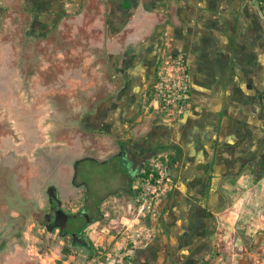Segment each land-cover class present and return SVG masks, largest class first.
Listing matches in <instances>:
<instances>
[{
	"label": "crops",
	"instance_id": "0c3cea01",
	"mask_svg": "<svg viewBox=\"0 0 264 264\" xmlns=\"http://www.w3.org/2000/svg\"><path fill=\"white\" fill-rule=\"evenodd\" d=\"M227 1L1 0L0 72L16 66L15 87L24 90L19 98L33 97L34 111H21L18 121L36 150L59 145L73 154L89 139L103 158L130 137L158 136L169 144L167 155L175 151L179 161L177 184L156 212L172 232L171 244L181 214L189 218L207 204L214 219L205 263L224 243L230 264H255L264 249V171L258 164L264 156V82L259 62L251 69L246 63L259 61L262 52L256 40L231 58L218 47L215 29ZM234 3L244 24L248 0ZM161 41L188 64L189 104L175 120L149 107L165 52ZM25 44L33 55L22 53ZM30 57L37 61L28 71ZM64 111L73 117L66 120ZM126 149L130 160L137 159L133 146ZM140 170L126 162L121 173L112 171L129 186ZM67 178L59 173L57 184L66 186ZM87 200L94 199L88 194ZM134 254L143 259L135 264L149 263L147 246Z\"/></svg>",
	"mask_w": 264,
	"mask_h": 264
},
{
	"label": "rangeland",
	"instance_id": "374dc122",
	"mask_svg": "<svg viewBox=\"0 0 264 264\" xmlns=\"http://www.w3.org/2000/svg\"><path fill=\"white\" fill-rule=\"evenodd\" d=\"M21 50L26 56L34 52L28 44L22 45ZM1 56L0 51V70ZM35 61L30 57L28 71L35 69ZM10 70L9 74L0 72V166L4 163L0 167V264H130L135 251L148 242L150 229L156 225V213L137 215L128 180L112 171L122 172L119 158H100L93 148L95 141L86 139L80 152L73 154L60 150L64 147L59 145L32 148L34 140L23 136L18 115L23 110L34 111L33 97L19 98L24 90L17 89L14 81L20 82V77L16 66ZM7 83L11 89L5 87ZM65 115L66 120L73 117L70 111ZM68 149L73 148H65ZM58 172L63 180L68 177L64 187L57 184ZM50 186L56 189L67 213L80 209L88 194L98 203L96 211L86 210L96 219L91 221L87 215L84 239L90 250L72 247L68 237L61 238L42 224L41 214L49 206ZM75 224H84L83 218L79 216ZM224 251L222 243L216 257L204 264H230ZM255 264H264V249Z\"/></svg>",
	"mask_w": 264,
	"mask_h": 264
},
{
	"label": "flooded vegetation",
	"instance_id": "af4514ba",
	"mask_svg": "<svg viewBox=\"0 0 264 264\" xmlns=\"http://www.w3.org/2000/svg\"><path fill=\"white\" fill-rule=\"evenodd\" d=\"M247 6L248 14L243 24L240 21V9L236 7L234 0L226 2L223 9V16L220 18L219 24L215 29L219 32L222 39L218 47H221V50L231 58V55L236 57L241 50L246 51L251 48L256 40V45L262 52L261 59L259 61L258 58L249 59L246 66L248 69H251L254 63L259 62L258 69L262 73V81L264 82V16L260 12L261 8L257 0H248ZM210 29L213 30L212 24H210ZM254 34H257V36ZM167 46V41L160 42V48L162 47L161 49L165 50V52H167ZM261 98L264 99V93L261 94ZM152 137H150V140L142 136L130 137L126 141L120 140L119 147L121 150L113 154V157L119 158L120 168L126 162H131L132 167L139 165L141 168H144L160 155L166 156L170 145L162 142L158 136L157 138L153 137V140H151ZM262 141V147L264 149V128ZM127 146H133L136 149L137 159L130 160L126 156ZM162 157L157 161L163 164ZM258 164L260 168L259 172L262 173L264 171L263 155L258 159ZM175 187L176 185L170 192ZM48 193L49 206L41 214L42 224L49 231H56L59 237H68L72 247L79 246L88 249L89 245L84 239L85 227L83 224H75V221L80 216L83 218V222H87L84 215L88 208L91 209V206L92 208L94 207L95 200L88 201L86 196L80 209L76 212L67 213L61 208V203L57 199L54 189L49 188ZM168 194L163 197H166ZM158 202L153 209L156 217L158 216L156 212L158 211ZM213 219L211 208L207 204L202 213L194 212L192 216L185 219L183 214H181L180 220L175 226V232H173L176 243L172 245V232L157 217L155 219L156 225L150 229L152 233L149 234L148 242L145 245L150 252L148 264H204L207 254L211 252L207 247L211 240ZM133 261L134 264L135 262L143 263L141 256L137 257L135 254Z\"/></svg>",
	"mask_w": 264,
	"mask_h": 264
},
{
	"label": "built area",
	"instance_id": "2783aa9c",
	"mask_svg": "<svg viewBox=\"0 0 264 264\" xmlns=\"http://www.w3.org/2000/svg\"><path fill=\"white\" fill-rule=\"evenodd\" d=\"M264 16V0H258ZM187 60L183 54L164 52L159 61L157 89L150 111L167 120L177 119L189 104ZM160 155L156 160L135 174L129 185L134 209L137 215L153 214L160 198L176 185L179 161L175 151ZM163 158V164L157 161Z\"/></svg>",
	"mask_w": 264,
	"mask_h": 264
},
{
	"label": "trees",
	"instance_id": "16d2710c",
	"mask_svg": "<svg viewBox=\"0 0 264 264\" xmlns=\"http://www.w3.org/2000/svg\"><path fill=\"white\" fill-rule=\"evenodd\" d=\"M128 187H129V186H128ZM128 192H129V194H130V190H129V188H128ZM96 204H97V206H98V203H96ZM96 204H95V205H96ZM97 206H96V207H97ZM94 211H96V209H94ZM87 215L91 218V221H95V220H96L94 217H91L90 214H87ZM85 219H86V218H85ZM85 219H84V220H85ZM83 226L86 227V226H87V222H84ZM90 249H91V247L89 246V247H88V250H90Z\"/></svg>",
	"mask_w": 264,
	"mask_h": 264
},
{
	"label": "water",
	"instance_id": "95a60500",
	"mask_svg": "<svg viewBox=\"0 0 264 264\" xmlns=\"http://www.w3.org/2000/svg\"><path fill=\"white\" fill-rule=\"evenodd\" d=\"M84 217L86 218L87 224H88V216H87V214H85Z\"/></svg>",
	"mask_w": 264,
	"mask_h": 264
}]
</instances>
